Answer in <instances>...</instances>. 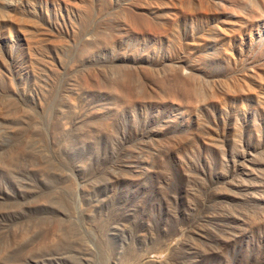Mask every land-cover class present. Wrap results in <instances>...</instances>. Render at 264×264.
Listing matches in <instances>:
<instances>
[{
    "label": "rangeland",
    "instance_id": "374dc122",
    "mask_svg": "<svg viewBox=\"0 0 264 264\" xmlns=\"http://www.w3.org/2000/svg\"><path fill=\"white\" fill-rule=\"evenodd\" d=\"M247 1L0 0V264H264Z\"/></svg>",
    "mask_w": 264,
    "mask_h": 264
},
{
    "label": "bare ground",
    "instance_id": "6f19581e",
    "mask_svg": "<svg viewBox=\"0 0 264 264\" xmlns=\"http://www.w3.org/2000/svg\"><path fill=\"white\" fill-rule=\"evenodd\" d=\"M234 1H235V0H234ZM232 2H233V0H232ZM237 2H238V1H237ZM237 2H236V3H237ZM243 2H244V1H243ZM245 2H246V1H245ZM247 2L250 3V4H248V6H249V5L251 6V5L253 4L256 8L258 7L259 9H255V8H253V9H254V10H257L256 13H257V12H260L259 14H260V15L262 14L261 11L263 12V10H261V11H259V10H260V8H263V7H264V0H252V3H251V1H247ZM236 3H235V4H236ZM235 4H234V5H235ZM241 4H242V3H241ZM236 5H237V4H236ZM236 5H235V6H236ZM246 5H247V4H246ZM253 5H252V6H253ZM240 6H241V5H240ZM252 6H251V7H252ZM237 7H238V6H237ZM246 7H247V6H246ZM196 8H197V7H196ZM240 8H241V7H240ZM242 8L244 9V7H242ZM211 9H212V7H211ZM263 9H264V8H263ZM254 10H253V11H254ZM194 11H195V9H194ZM245 11H247V10H245ZM249 11H250V10H249ZM251 11H252V10H251ZM207 12H208V10H207ZM239 12H241V11H238V13H239ZM194 13H196V12H194ZM243 13H244V12H243ZM251 14H255V12H254V13H251ZM261 16H262V15H261ZM254 18H256V17L254 16Z\"/></svg>",
    "mask_w": 264,
    "mask_h": 264
}]
</instances>
